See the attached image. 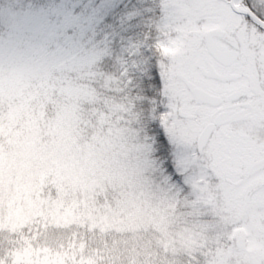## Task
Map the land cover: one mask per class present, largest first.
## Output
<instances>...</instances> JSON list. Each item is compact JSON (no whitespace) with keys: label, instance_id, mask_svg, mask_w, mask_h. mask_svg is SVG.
I'll return each mask as SVG.
<instances>
[{"label":"snow or ice","instance_id":"snow-or-ice-1","mask_svg":"<svg viewBox=\"0 0 264 264\" xmlns=\"http://www.w3.org/2000/svg\"><path fill=\"white\" fill-rule=\"evenodd\" d=\"M0 264H264V0H0Z\"/></svg>","mask_w":264,"mask_h":264}]
</instances>
